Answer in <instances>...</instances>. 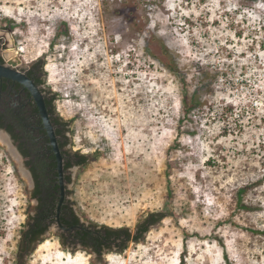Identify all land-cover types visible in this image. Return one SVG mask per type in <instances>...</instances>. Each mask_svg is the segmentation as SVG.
Masks as SVG:
<instances>
[{
	"label": "rangeland",
	"instance_id": "rangeland-1",
	"mask_svg": "<svg viewBox=\"0 0 264 264\" xmlns=\"http://www.w3.org/2000/svg\"><path fill=\"white\" fill-rule=\"evenodd\" d=\"M120 2L0 0V35L7 55L43 61L71 144L92 157L69 185L84 220L170 215L101 259L50 230L26 264H264V0H139L143 31ZM184 92L199 99L189 113ZM28 210L27 178L0 141V264H16Z\"/></svg>",
	"mask_w": 264,
	"mask_h": 264
},
{
	"label": "flooded vegetation",
	"instance_id": "flooded-vegetation-1",
	"mask_svg": "<svg viewBox=\"0 0 264 264\" xmlns=\"http://www.w3.org/2000/svg\"><path fill=\"white\" fill-rule=\"evenodd\" d=\"M2 40L3 37L0 35V64L26 76L37 87L62 164L64 196L58 212L61 188L57 156L36 99L31 90L23 83L0 75V123L3 125H0V134L17 157L27 178L29 210L26 219L29 214L35 215L40 203L47 208L48 205L55 202L53 214L55 221L49 224L45 234L54 229L56 234L64 232L69 235L68 227H64L60 221L61 207L64 204H69V201H73L70 199L69 185L73 182L74 171L83 167L77 162L81 152L77 151L70 142L68 124L61 120L54 110L53 93L45 84L43 66L37 59L23 62L19 57L16 60L15 55H7L6 49L9 46ZM9 60L15 64L9 63ZM72 207L77 212L75 204ZM50 218L51 216L46 218V223L50 222ZM69 239H71L70 236Z\"/></svg>",
	"mask_w": 264,
	"mask_h": 264
},
{
	"label": "trees",
	"instance_id": "trees-1",
	"mask_svg": "<svg viewBox=\"0 0 264 264\" xmlns=\"http://www.w3.org/2000/svg\"><path fill=\"white\" fill-rule=\"evenodd\" d=\"M256 1V0H248ZM139 0H122L121 7L126 9L124 13L125 19L134 24L139 31H143L139 20L137 19L136 10L138 8ZM156 40L154 36H151L147 40L148 49L154 48L153 44ZM158 48L152 50L151 55L157 59L162 65L169 71L176 73L178 71L177 65L170 56L168 49L163 43H160ZM40 65L43 66V61L37 59ZM52 100H55L53 94ZM181 107L184 113H189L195 104L199 102L195 96H191L188 99L186 92L181 97ZM54 106V103H53ZM55 110V108H54ZM58 115V114H57ZM59 117V116H58ZM69 126V120H65L59 117ZM1 126L2 123H0ZM69 128V127H68ZM91 155L79 153L78 164L85 165L91 160ZM244 189H240L239 192H243ZM73 201H69V204H64L61 207L62 214L60 215V221L64 227H68L69 235L64 232L57 234L58 239L63 247H73V245L79 246L80 249L92 253L98 259H101L102 255L108 252H123L126 250L130 243L142 242L146 234L154 227L158 226L161 221L170 215L165 209H159L154 211H148L144 215H141L134 228L128 226L112 227L107 225H99L91 221H85L84 217L72 207ZM237 204L242 208H248L239 198ZM55 202L47 206V208L40 203L37 206V210L34 216L28 215L23 228L20 232V238L18 241L16 251V264H26V261L33 250L42 242L44 234L47 231L49 224L55 221L53 217ZM51 216L50 222L46 223V218ZM69 236L71 239H69ZM181 261L179 264H181Z\"/></svg>",
	"mask_w": 264,
	"mask_h": 264
},
{
	"label": "water",
	"instance_id": "water-1",
	"mask_svg": "<svg viewBox=\"0 0 264 264\" xmlns=\"http://www.w3.org/2000/svg\"><path fill=\"white\" fill-rule=\"evenodd\" d=\"M14 58L16 60L19 59L17 56H15ZM8 62L12 63L13 65L15 64V62H13L12 60H9ZM0 75L16 79V80L20 81L21 83H23L25 86H27L31 90V92L33 93V95L36 99L39 110L43 116L44 123H45V125H46V127H47V129L51 135V141H52L53 147L56 151L58 170H59V174H60V188H61V197H60L59 205L57 208L58 212H59L60 204H61V202L63 200V196H64L61 157H60V154H59L57 146H56L55 137H54V134L51 130V125L49 123V120H48V117H47V114H46V111L44 108V103H43V100L41 99V95L39 94V91H38L37 87L33 84V82L29 78H27L26 76L18 73L17 71H13L12 69L5 67V66L0 64ZM57 217H58V214H57Z\"/></svg>",
	"mask_w": 264,
	"mask_h": 264
},
{
	"label": "bare ground",
	"instance_id": "bare-ground-1",
	"mask_svg": "<svg viewBox=\"0 0 264 264\" xmlns=\"http://www.w3.org/2000/svg\"><path fill=\"white\" fill-rule=\"evenodd\" d=\"M0 141H1L2 144H6V142L4 141V139H3V137H2L1 134H0ZM7 146L10 147L8 143H7ZM9 149H10V148H9ZM11 151H12V150H11ZM62 259H63V258H62Z\"/></svg>",
	"mask_w": 264,
	"mask_h": 264
},
{
	"label": "built area",
	"instance_id": "built-area-1",
	"mask_svg": "<svg viewBox=\"0 0 264 264\" xmlns=\"http://www.w3.org/2000/svg\"><path fill=\"white\" fill-rule=\"evenodd\" d=\"M15 53H18V51L16 50V52Z\"/></svg>",
	"mask_w": 264,
	"mask_h": 264
}]
</instances>
